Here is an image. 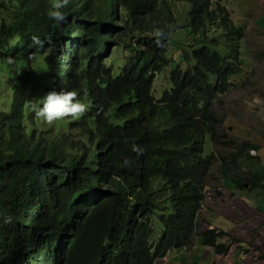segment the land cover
Instances as JSON below:
<instances>
[{"label":"trees","instance_id":"trees-1","mask_svg":"<svg viewBox=\"0 0 264 264\" xmlns=\"http://www.w3.org/2000/svg\"><path fill=\"white\" fill-rule=\"evenodd\" d=\"M118 1L124 18L133 16L140 7L149 13L146 26L163 28L167 35L147 51V55H153L150 62L133 64L121 75L124 87L114 92L127 100L114 108V114L133 113L134 119L131 129L113 140L112 154L103 160V181L111 187L107 195L89 201L97 181L87 165L67 176L73 183L78 181L72 187L79 196L70 203L76 226H71L72 221H58L45 211L32 210L28 220L10 210L13 200L20 197L31 201L42 197L55 205L59 194L72 188L40 193L36 173L43 151L24 142L20 155L12 159L8 153L12 131L0 116L1 237L19 238L25 246L36 243L33 264H155L169 251L190 246L195 234L201 236L203 246L217 254L228 252L232 241L238 247L240 241L226 231L218 227L203 230L199 222L205 201L203 189L212 186L210 175L217 144L231 148L229 160L218 166L221 179L233 187L241 188L247 182L252 188H264V171L250 169L254 157L249 151L258 146L229 138L217 128L222 119L210 109L216 94L230 90V78L242 62L239 47L243 30L230 20L222 0H139L135 7L132 0ZM182 1L188 5L186 25L172 13L173 5ZM48 7L36 0H0V60L4 65L0 72L14 70L8 72L12 77L13 114L27 115L44 90L57 83L56 68L42 65L45 59L39 55L27 59L26 47L21 45H29L34 32H46L47 23L56 25L46 17ZM90 10L95 20L91 36L99 37V24L110 20L109 13L95 6ZM214 26L218 28L213 30L221 33L212 32ZM15 43L20 47L9 55ZM171 45L177 56L169 69L168 86L157 97L153 82L168 68L166 54L170 55ZM109 70L105 71L106 79L110 78ZM102 122L109 125L108 116ZM32 133L33 127L29 126L27 134ZM207 139L213 145L209 154L204 151ZM229 174L233 176L229 178ZM94 175H101L100 171Z\"/></svg>","mask_w":264,"mask_h":264},{"label":"clouds","instance_id":"clouds-1","mask_svg":"<svg viewBox=\"0 0 264 264\" xmlns=\"http://www.w3.org/2000/svg\"><path fill=\"white\" fill-rule=\"evenodd\" d=\"M36 1L44 2L49 6L46 9V17L56 25L47 23L46 32L41 34L34 32L30 37L29 45L26 43L21 45L26 47L24 56L27 59L39 55L45 59L42 65L56 68L57 83L44 90L39 102L33 104L25 116L13 114L15 111L13 94L7 110L3 109L5 99L1 97L0 116L4 117L12 131V146L10 145L8 150L12 159L20 155L19 151L24 142L27 145L33 143L43 151L42 164L36 173L38 191L43 193L58 189L72 188V190L62 191L55 205H49L42 197L32 201L20 197L13 200L10 210L18 211V214L28 220L32 210L45 211L58 221H72L71 226H76V218L70 209V203L79 196L72 187L78 184V181L73 183L71 179H67V176L77 172L82 165H87L97 181V189L89 201L94 202L107 195L108 188L111 187L103 181L105 174L103 160L112 154L113 140L125 130L131 129L134 119L133 113L125 116L114 114V108L124 105L127 101L116 96L114 92L124 87V75H121L128 68L133 64L138 66L141 61L147 64L153 59V55H147V51L153 44H160L167 33L160 27L148 28L146 22L149 13L140 7L133 16L128 14L124 18V11L118 0ZM224 1H221L223 5ZM255 2L262 8L261 1L255 0ZM138 3L139 0H132L134 7ZM90 6L99 7L103 12L109 13L110 20L99 24L101 31L99 37L91 36V28L95 20ZM68 9L72 10L68 11ZM184 20L186 21V18ZM186 24L187 22L184 23ZM113 32L117 34L113 35ZM54 34L58 35L54 37ZM18 47L20 46L15 43L8 54L16 53ZM66 55L72 56L68 59L65 58ZM166 57L170 61L167 65L169 70L174 67L172 65L174 57L171 54H166ZM0 64H2L1 60ZM242 64L243 62L240 65ZM63 65L66 68L62 69ZM2 66L0 71L4 70V65ZM108 68L111 79L120 77L114 81L110 78L106 79L105 71ZM9 71L14 73L13 69H8L0 74L5 75V78H11L10 83L7 84L10 89L12 77L8 75ZM240 72L239 69L235 76ZM25 81L27 87L28 79L25 78ZM68 82L69 86L66 88ZM231 84L232 88L234 84ZM161 93L162 91L159 96ZM225 93L216 94L212 99L211 110L215 100ZM104 116H108L109 125L102 122ZM29 126L33 127V133L30 135L27 134ZM228 137L234 141L237 139L230 135ZM217 145L218 152L214 154L216 161L212 167L216 170L221 163L229 160L231 154L230 146ZM211 150L210 147L209 152L205 154H209ZM251 156L257 157V155ZM98 171L101 175H94ZM218 191L211 185L203 189L205 201L199 217L205 218L201 214L203 209H208L204 207L207 195L212 193L215 198L219 195ZM0 247L3 250L2 253L0 252V256L2 254L0 264H33L34 254L38 250V245L34 242L25 246L20 243L19 238L3 239L1 231Z\"/></svg>","mask_w":264,"mask_h":264},{"label":"rangeland","instance_id":"rangeland-1","mask_svg":"<svg viewBox=\"0 0 264 264\" xmlns=\"http://www.w3.org/2000/svg\"><path fill=\"white\" fill-rule=\"evenodd\" d=\"M259 1H261L262 8L256 4L255 0H225L223 2L229 18L241 27L244 32V37L241 40L239 48L243 64L237 65L241 72L237 76L230 78V82L234 84L233 87L215 100L211 110L216 118L222 119V124L217 125L215 123V126L217 125L219 130H224L230 137H246L255 142L258 131L264 134V122L261 121L264 119V0ZM187 10L188 5L183 2L174 4L172 7L174 15L183 20L182 23L186 22L184 14ZM213 28L218 27H211L210 30L212 32L221 33V30H213ZM169 53L172 57L176 58L177 52L173 50L172 45L169 47ZM2 67V64H0V69ZM168 72L169 70L166 68L157 74L154 80L153 93L157 97L168 86ZM10 81L11 78H5V75L0 74V98L3 97L5 99L4 110L8 109L10 103L11 92L7 85ZM209 150L210 141L207 139L204 151L208 153ZM258 156L260 157V155ZM253 162L254 164H250V169L257 170L255 165L258 162ZM219 185H221L220 182ZM229 196L231 197L224 198L222 195H217L214 198L212 193L207 195L204 207L210 209L213 213L210 216L206 215L207 218L212 219V224L210 225L221 226L220 216H224L229 221L228 227L225 229L231 238L237 239L238 236L249 235L256 246L259 247L260 243L264 244V232L258 231L255 228V225L259 224V222L260 225L264 223V217L244 212L243 209L233 204L235 196L233 197L231 193H229ZM237 200L247 203L245 201L246 197H240ZM244 205L246 206V204ZM215 210V213L219 214L216 217L214 215ZM196 235L198 234H195L194 237ZM194 246L201 248L198 238L195 239ZM234 249L235 242L232 241L229 252ZM176 252L177 250L171 251V258L164 259V264H167L169 260L172 264H178L175 261ZM182 253L185 254V251H182ZM185 259L189 264H192V258L186 257ZM161 261L162 259L158 260L156 264H160ZM197 263L200 264L199 262Z\"/></svg>","mask_w":264,"mask_h":264},{"label":"crops","instance_id":"crops-1","mask_svg":"<svg viewBox=\"0 0 264 264\" xmlns=\"http://www.w3.org/2000/svg\"><path fill=\"white\" fill-rule=\"evenodd\" d=\"M261 121L264 122V119H262ZM237 138L239 140H248L250 142L255 143V145L258 146L257 149H254L253 154L252 152H249V155L250 156L257 155V157H255V159L253 158L251 162L253 161L258 162L257 165H255V167H257V169L261 168L264 171V134L263 132H260V131L257 132L256 142L246 137L244 138L237 137ZM210 147L213 149L212 144L210 145ZM258 155H260V157ZM243 162H248V164H250V162L246 159H243ZM232 176L233 175L231 174L228 175L229 178ZM246 178L249 180L248 182L251 181L250 175L246 176ZM219 182L221 183V185H219ZM210 183L212 184L214 188H217L219 190L220 195H222V197L224 198L231 197L229 196V193L233 194V197L235 196L233 204H236L238 208L243 209L244 212H247L248 214H255L257 216L264 217V188H252L247 182H244L241 188H238L237 186L233 187V185H231V183L228 180L221 179L218 175L217 170L214 168H212V171H211ZM240 197H246L245 201H247V203L237 200ZM236 202L239 204H237ZM244 204H246V206ZM224 209L227 210L226 208ZM215 212L216 210L214 211V215L216 217L219 214ZM201 215L205 217L203 218L204 220L201 217L199 219V222L202 225L203 230L205 229L204 227L206 226V227H218L226 231L225 228L228 227L229 221L225 219L224 216H220L221 226L220 225L213 226V225H210L212 224V219L207 218V216L213 215L211 210L203 209V212ZM205 219L207 221H205ZM255 228H257L258 231L264 232V223L260 225V222H259V224L255 225ZM196 238H198L201 248L194 246V241ZM237 239L240 241L238 242V247H236L237 244H235V249L232 250L231 252L228 251L225 254H217L213 252L210 248L203 246L201 243L202 241L201 236L196 235L193 238L191 245L188 247L185 246L186 248H191V249H186L185 247L173 249L174 251L177 250L176 255H175L176 256L175 261H177L178 264L179 263L189 264L185 258L190 257L193 259L191 260L192 264L194 263L198 264L197 262H199L200 264H264V244H261V243L259 244V247L262 249L260 252L259 247L255 245L254 241L249 235H241V236H238ZM221 241L224 242L225 239H221ZM242 241H247V242H242ZM171 251L168 252L166 257L162 258V261L160 262V264L165 263L164 259L171 258L170 257ZM182 251H185V254H183ZM156 262H158V260ZM167 264H172V262L169 260L167 261Z\"/></svg>","mask_w":264,"mask_h":264}]
</instances>
